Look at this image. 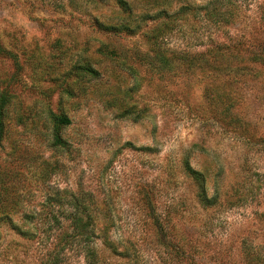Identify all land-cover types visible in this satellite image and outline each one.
<instances>
[{"label": "rangeland", "instance_id": "1", "mask_svg": "<svg viewBox=\"0 0 264 264\" xmlns=\"http://www.w3.org/2000/svg\"><path fill=\"white\" fill-rule=\"evenodd\" d=\"M118 10L114 0H0V90L13 95L0 168L18 201L5 212L36 233L24 239L0 224V264H88L82 242L63 248L70 208L51 212L54 192L84 200L95 232L129 249L123 259L92 241L96 264H248L242 241L264 243V68L228 83L158 58L162 49L173 59L218 44L244 56L264 48V0L227 26L189 18L155 39L157 20L132 33L99 28ZM56 129L65 148L51 144ZM187 150L208 192L219 189L214 207L196 201Z\"/></svg>", "mask_w": 264, "mask_h": 264}, {"label": "trees", "instance_id": "2", "mask_svg": "<svg viewBox=\"0 0 264 264\" xmlns=\"http://www.w3.org/2000/svg\"><path fill=\"white\" fill-rule=\"evenodd\" d=\"M116 6L119 8V12L115 18H111L109 22L99 24V28L105 31L111 32H124L132 33L137 31L141 24L147 21H159L158 27L154 30V39L159 37L165 30L167 32L174 31L179 24L186 22L189 18L198 19L203 24H209L210 26H227L234 22L237 18L238 12L243 6L252 3L255 0H205V2L199 0H114ZM139 7L137 11L135 8ZM263 7V5H260ZM264 12V10H262ZM264 14V13H263ZM186 52V51H185ZM181 52L175 55L173 59L167 57L165 50H159L160 57L158 61L162 66H167L171 63V60L176 63L178 68L182 66L194 72L205 74L208 71L212 74V80L223 76L228 83H238L240 78H244L250 74L253 67L259 66L264 68V48H260L252 51L247 56L241 55L238 52H234L230 49L229 45L218 44L210 45L204 52ZM82 71L92 76L97 75L89 64L82 65ZM256 76V74H255ZM225 98L230 99L229 95ZM13 95L6 89L0 90V144L4 139L6 132V120L8 105L11 102ZM127 115L131 113L125 112ZM57 122L61 125H68L69 119L65 116L55 117ZM138 118V117H136ZM51 144L54 147L65 148L67 146L66 141L61 137L58 130H54L51 135ZM196 148L192 146L191 152ZM189 150V149H188ZM182 159V166L184 173L193 181L196 187L195 198L197 203L203 207L211 208L219 203L220 193L219 189H215L212 193H209L207 185L208 175L202 171H198L191 167L189 164V155L186 154ZM203 151V150H201ZM46 166L47 163H46ZM50 169L44 167L40 170V176H48ZM7 174L0 168V224L9 225L20 237L24 239L33 240L36 233L23 229L12 221L7 210L13 209L18 205V201L9 197V193L12 192L10 185L6 184L4 180ZM46 207H49L51 212L54 208L61 209L65 206L70 208V211H64L65 219L69 221V227L71 231L65 233L66 241H64L63 248L68 245L74 244V242H82L84 250V257L88 264H96L97 256L95 249L89 246L92 241L99 240L102 244L110 250V252L118 256L119 258L127 259L128 248L123 246L122 243H116L109 238L105 229L96 233L94 225V217L89 211L88 205L81 198L74 194L69 195L66 193V197L54 192L45 203ZM258 217L262 220L264 226V213H260ZM53 221H57V216L52 215ZM104 218H107L104 216ZM23 219L31 222L32 217L29 214H25ZM59 220V219H58ZM264 229V227H263ZM60 238V242H61ZM246 239L242 241L245 258H248V264H264V243L262 245L251 246L249 250L245 247ZM121 248V249H120ZM120 249V251H119ZM254 249V250H253Z\"/></svg>", "mask_w": 264, "mask_h": 264}]
</instances>
